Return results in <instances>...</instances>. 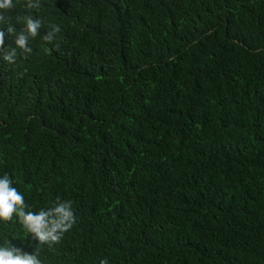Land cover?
Here are the masks:
<instances>
[{"label":"trees","instance_id":"1","mask_svg":"<svg viewBox=\"0 0 264 264\" xmlns=\"http://www.w3.org/2000/svg\"><path fill=\"white\" fill-rule=\"evenodd\" d=\"M38 2L4 13L16 33L25 16L41 27L31 53L7 32L0 51V178L26 211L70 201L76 219L51 247L0 221V247L264 264V0Z\"/></svg>","mask_w":264,"mask_h":264},{"label":"clouds","instance_id":"2","mask_svg":"<svg viewBox=\"0 0 264 264\" xmlns=\"http://www.w3.org/2000/svg\"><path fill=\"white\" fill-rule=\"evenodd\" d=\"M14 7L13 0H0V24H8L6 31L0 28V51L5 47L6 32L15 34L14 44L16 48L22 50L23 53H31L29 47L30 39H35L39 35L41 22L33 19L31 16H25L24 29L16 33L15 28L8 22L9 18L5 16V12ZM26 7L29 9L39 7V2L33 3L27 0ZM58 27L47 33L43 39L51 42ZM16 49L4 54L3 59L9 63L14 62ZM12 180L5 174L0 178V221L10 222L14 216L19 218V222L31 234L32 238L40 244H47L51 247L58 244L63 234L71 229L75 223V216L72 211L71 202H60L54 208L47 211L39 212L26 211L28 207L24 201L23 195L12 186ZM0 264H41L38 253H27L13 245L8 247H0ZM100 264H108L106 259H102Z\"/></svg>","mask_w":264,"mask_h":264}]
</instances>
